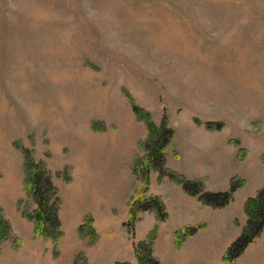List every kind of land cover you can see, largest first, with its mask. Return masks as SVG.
<instances>
[{
  "label": "rangeland",
  "instance_id": "1",
  "mask_svg": "<svg viewBox=\"0 0 264 264\" xmlns=\"http://www.w3.org/2000/svg\"><path fill=\"white\" fill-rule=\"evenodd\" d=\"M146 112L174 131L167 173L206 190L240 182L230 204L147 173ZM26 151L91 244L138 264L152 238L159 264H264V231L229 257L264 187V0H0V202L35 216ZM151 196L164 214L145 209Z\"/></svg>",
  "mask_w": 264,
  "mask_h": 264
},
{
  "label": "trees",
  "instance_id": "2",
  "mask_svg": "<svg viewBox=\"0 0 264 264\" xmlns=\"http://www.w3.org/2000/svg\"><path fill=\"white\" fill-rule=\"evenodd\" d=\"M135 113L139 114V108L134 106ZM148 116V127L150 132L157 133L154 135V141H151L152 149L150 151L151 166L146 167L147 173L151 170H157L161 174H169L171 177H179L177 173H167L166 169V147L173 138V130L166 125L155 128L151 115L146 112ZM212 128H219L220 122H213L208 125ZM153 133V134H154ZM150 146V145H149ZM26 151V155H27ZM150 162V161H149ZM170 171V169H168ZM138 169H135L137 172ZM25 179L24 185L27 194L37 204L35 216H31L26 210L22 209L23 216L35 221V233L38 236L51 237L57 239L62 233L60 230V217L59 208L61 198L59 189L53 181L52 175L42 162H37L34 157L25 156L24 163ZM179 182L183 184L185 190L194 196H197L203 203L213 207H224L231 203L233 200L234 192L241 186L240 182H233L231 188L226 191H210L206 190L204 183L201 179H187L179 177ZM159 196H151L149 202L144 204L145 209L156 208L164 214V205ZM144 206L141 207L144 209ZM134 211V210H133ZM248 215L247 223L241 232L240 236L234 241L229 249V257L235 258L239 256L245 248L253 241L255 237L264 231V187H262L256 197L251 198L246 205ZM85 222L80 227V232H84ZM10 233V225L3 213L0 210V244ZM89 234H94L93 228L88 229ZM153 240V238H152ZM152 240L144 241L141 245L137 246V256L141 264H159V261L152 255ZM142 247L146 251H141ZM145 254V256L143 255ZM116 264H128V262H118Z\"/></svg>",
  "mask_w": 264,
  "mask_h": 264
},
{
  "label": "crops",
  "instance_id": "3",
  "mask_svg": "<svg viewBox=\"0 0 264 264\" xmlns=\"http://www.w3.org/2000/svg\"><path fill=\"white\" fill-rule=\"evenodd\" d=\"M187 195L190 194L186 191L185 196ZM18 203L19 200H13L7 207L0 202L3 210L1 212L10 225L9 235L0 244V264H138L135 254L131 252L117 251L107 245L91 244L86 237H81L80 226L83 222L77 220L78 210L73 211L72 217H67L72 219L68 223L65 221V215L59 212L62 234L53 239L36 235L34 220L23 216ZM207 206L212 207H205Z\"/></svg>",
  "mask_w": 264,
  "mask_h": 264
}]
</instances>
